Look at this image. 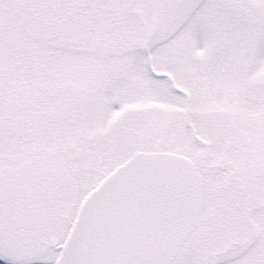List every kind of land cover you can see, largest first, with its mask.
Here are the masks:
<instances>
[{
    "label": "snow or ice",
    "instance_id": "obj_1",
    "mask_svg": "<svg viewBox=\"0 0 264 264\" xmlns=\"http://www.w3.org/2000/svg\"><path fill=\"white\" fill-rule=\"evenodd\" d=\"M0 264H264V0H0Z\"/></svg>",
    "mask_w": 264,
    "mask_h": 264
}]
</instances>
